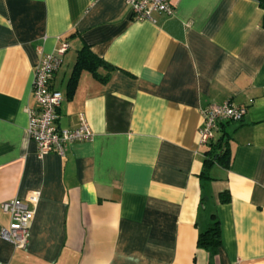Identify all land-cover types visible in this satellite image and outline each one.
I'll use <instances>...</instances> for the list:
<instances>
[{
	"label": "crops",
	"instance_id": "1",
	"mask_svg": "<svg viewBox=\"0 0 264 264\" xmlns=\"http://www.w3.org/2000/svg\"><path fill=\"white\" fill-rule=\"evenodd\" d=\"M170 2L171 16L134 21L125 0H0V205L39 194L26 247L0 238V263L264 264V11L258 0ZM61 42L56 126L82 115L92 138L38 158L33 72ZM82 48L110 69L96 70L102 80L82 70L69 94ZM224 103L245 107L242 121L200 144L202 110ZM222 136L228 167L203 178ZM212 214L215 255L196 247Z\"/></svg>",
	"mask_w": 264,
	"mask_h": 264
},
{
	"label": "built area",
	"instance_id": "2",
	"mask_svg": "<svg viewBox=\"0 0 264 264\" xmlns=\"http://www.w3.org/2000/svg\"><path fill=\"white\" fill-rule=\"evenodd\" d=\"M125 3L134 21L151 20V16L155 13L167 16L173 13L170 0H125ZM67 49L68 45L61 42L53 53L44 54L40 51L38 62L34 67L31 96L36 108L26 111L27 135L36 145L38 158L49 153L62 157L65 145L90 141L92 138V133L82 115H79V124L74 129H60L56 126L62 95L51 88V82ZM245 113V107L231 103L209 105L202 110V122L198 129L200 144H210L221 124L239 123ZM38 198L39 194L32 192L24 200L12 199L0 205L1 212L8 216V225L0 230V238L11 244L14 249L23 250L26 247L28 225Z\"/></svg>",
	"mask_w": 264,
	"mask_h": 264
},
{
	"label": "trees",
	"instance_id": "3",
	"mask_svg": "<svg viewBox=\"0 0 264 264\" xmlns=\"http://www.w3.org/2000/svg\"><path fill=\"white\" fill-rule=\"evenodd\" d=\"M258 5L262 11H264V0H258ZM261 27L264 29V16H262ZM110 69L102 60L95 57L87 48H82L77 55L76 62L74 64L71 77L69 79V94L72 93L77 77L82 70H86L92 74V76L102 80L98 77L96 70L98 68ZM206 157L203 160V172L201 176L207 178V169L213 164L217 163L220 166L228 167L230 162V152L227 147V140H224L223 136L217 140V142L211 145L210 150L205 152ZM220 201L226 203L229 201V194L224 193L220 195ZM210 221L206 225V228L198 234L196 240V247L204 250L209 255H215L218 248L221 245L220 239V225L219 220L215 214L210 215Z\"/></svg>",
	"mask_w": 264,
	"mask_h": 264
}]
</instances>
